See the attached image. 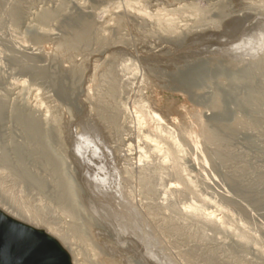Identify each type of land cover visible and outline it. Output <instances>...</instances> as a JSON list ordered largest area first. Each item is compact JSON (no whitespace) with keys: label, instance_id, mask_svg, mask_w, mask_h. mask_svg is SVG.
Returning a JSON list of instances; mask_svg holds the SVG:
<instances>
[{"label":"rangeland","instance_id":"374dc122","mask_svg":"<svg viewBox=\"0 0 264 264\" xmlns=\"http://www.w3.org/2000/svg\"><path fill=\"white\" fill-rule=\"evenodd\" d=\"M233 19L238 24L224 33ZM83 24L88 29L80 40L63 45ZM48 31L51 36L41 35ZM8 40L27 49L9 47ZM30 57L37 67L19 69L14 61ZM258 59H264V0H0V152L13 164L0 162V207L49 230L74 248L80 264H264V70L255 68ZM255 92L263 95L259 108L250 103ZM217 94L220 110L211 106ZM37 103L58 113L65 127L62 141L52 134L47 140L65 160L58 174L16 116ZM82 124L104 128L113 144L120 171L109 169L119 177L107 187L114 193L118 181L125 187L155 235L159 262L147 263L143 247L124 240L101 212L69 147ZM161 134L179 143L180 177L165 158ZM16 146L43 187L16 172ZM59 177L74 185V205L58 196ZM214 211L225 212L222 225L205 220Z\"/></svg>","mask_w":264,"mask_h":264},{"label":"bare ground","instance_id":"6f19581e","mask_svg":"<svg viewBox=\"0 0 264 264\" xmlns=\"http://www.w3.org/2000/svg\"><path fill=\"white\" fill-rule=\"evenodd\" d=\"M13 7H14V9H16L15 5H13ZM14 9H13V11H14ZM238 22L239 21L237 19L231 20V22L228 24V26L226 25L224 27L223 32L225 33L227 30H229L230 27H233L235 24H238ZM80 26H81L80 29H77V33L74 34L73 38L70 40L69 39L65 40L63 42V45L68 46V45H70V42L75 44V42H78L80 40L82 35L88 29L87 25H85V24L80 25ZM41 35L42 36H44V35L51 36L50 31L45 32L44 34L42 32ZM40 41H41V38H40V36H38L36 42L38 43ZM26 42H28V41H26ZM6 43L9 47H15L16 49H18L19 51H22V52H24L25 49H27V45H28L27 44L26 46H24L23 43H21L20 45H15L13 42H10V41L6 42ZM30 58L28 59L27 63L24 62L25 58H22L21 60H14V61L17 62L16 65H18L19 69H26V64H32L33 66L37 67V65L35 64V62H37L36 58L35 57L31 58V59ZM38 68H39V74L40 75L44 74L47 70L45 67H38ZM255 68L258 70H264V59L256 62ZM63 74H66V73H63ZM68 76L69 75H67V77ZM111 85H112V83H111ZM24 86L25 85L23 83L21 85V87L24 88ZM52 87H54L62 97L68 98L70 96V93H69L70 91L67 90L65 87H59V85H53ZM51 90L53 93L54 90L50 89V91ZM21 91H22V89H21ZM39 92L42 94L41 91H39ZM39 92L37 95H39ZM36 93H35V95H36ZM20 94H22V93H20ZM22 95L25 96V94H22ZM43 95H45V97H46V94H44V91H43ZM51 96L53 97V94ZM23 99H24V97H23ZM39 99H42V98L39 97ZM46 101H47V99H46ZM250 101H251L250 102L251 106L259 108L263 103V95L260 92H257V93L255 92V94L252 95V99ZM45 104H48V101ZM49 104H50V102H49ZM211 106L214 109H218V110L221 109L222 104H221V100H220V97L218 94L214 98L211 99ZM3 108H4V104L0 100V119L3 116ZM24 110H25V112H23L21 110H19L17 112V115H16L17 118L20 121H24L25 128H27L28 135L36 141L38 153H40L43 156V158H45L44 160L47 161L49 167L52 168V171H55V173L58 174L60 168L62 169L64 167L63 163L65 162V160L61 155H56L55 152L52 149H50V147L47 144V140L51 134L54 135L55 137L59 138V140H61L62 136L64 135L63 130L65 129L64 125L61 124V121H62L61 118L58 116V113L55 112L56 114H54L53 113L54 111L51 110V108H49L47 106L44 108L42 104L39 105L38 103L29 106L28 111L25 108H24ZM56 110H57V108H56ZM152 115H154V114H152ZM153 117L155 119L159 120L158 115H157L158 118L156 117V115H154ZM152 121H150V122H152ZM139 123H138V125H139ZM82 125L83 126L81 128L77 129L74 136H72V133H71L72 142H71V144H69V147L71 145V148H70L71 153L72 154L74 153V155H76L77 158L83 164V165H81L83 167L82 171L86 174V178H88L90 183H92V185H93V193L95 194V197L99 200L98 202H99V207H101L100 208L101 212H103L106 216L111 217L114 220V222L117 223V227L119 228V231L121 232L122 238L124 240L133 243L135 246H139V247L142 246L143 247V249H144L143 256L147 260V263L159 262L161 260L160 255H162V254L158 252V251H160L159 249L157 251L153 247V246H155L154 242H153L155 235H153L150 230H147L149 228V225L146 223L145 218H143L140 211L136 208V204L128 201L129 198H128L125 187L122 186L120 181H118V183H119L118 193H114L110 188L107 187V185L109 184V180L112 176L115 179H117L119 177V175H117L116 173L110 174V171H109L110 168L115 169L116 166L119 168L117 158L115 157V154H114L113 144H110L109 140L105 136L106 134H105V131L103 130L104 128L102 129V127L100 128L99 126H97L99 128L96 127V129H95V128H89L88 126H84V124H82ZM89 125H91V124H89ZM62 126L64 127L63 129H62ZM156 126H158V124H156ZM154 129L156 130V128H154ZM157 130H158V127H157ZM69 131H70V129H69ZM160 133H161V131H160ZM163 137L166 140L165 142L167 143L168 148H167V151L163 150V152L165 151L167 155L165 156V153H164L162 159H164V156H165V158L166 157L169 158L170 162L169 161H167V162H169L173 165L175 175L177 177L179 175V177H180V175H181L180 170H179V161H180L179 153L180 152H179V146L177 145L178 142L176 143L175 140H173V138L171 136L164 134ZM219 138H220V136H218V139ZM148 139H145V140H148ZM218 139L215 137L214 139H212V141H217ZM61 143H62V145L65 144V142H61ZM38 147L40 150L38 149ZM150 147H152V146H150ZM155 147L158 149L159 146L155 145ZM161 147H163V146H161ZM0 148H1V146H0ZM1 150H2V152H0V162L2 164L6 165L9 169H11L13 164L11 162L10 157H8L7 151L5 149H1ZM14 151L19 154L18 161H17L18 162V165H17L18 171H16V172H18V174H20V175H24V177L26 179L32 181L38 187H43V184L39 181V179H35L29 173H27L28 170L25 168V166L23 164V157H22L20 147H17V146L14 147ZM163 152H162V154H163ZM69 157H70V155H69ZM165 161H166V159H165ZM166 165H168V164H166ZM169 167H171V166L169 165ZM167 168H168V166H167ZM119 171H120V168H119ZM162 171H164V170H162ZM58 184H59V187L61 189V191H60L61 194H59L58 196L62 199V201L64 203L67 202V203H70L71 205H74L76 202V196H75V188H74V185L72 184V182L65 177H61V178L59 177L58 178ZM164 191H165V189H164ZM172 191H174V190H172ZM227 194H228V192H227ZM0 196H2V195H0ZM113 198H116V200H114ZM0 209L2 211H4L5 213H7V211L5 209H3L2 207H0ZM215 211L209 212V213H204L203 216H204L205 220L211 221V223H213L215 225H219V224L222 225L223 220H224V215H226V214L224 211L223 212L221 211L220 214L215 213ZM185 212H186V210H185ZM189 212H192V211H189ZM195 214H196V212H195ZM8 215H10L11 217H13V218H15L21 222L29 224L26 221H23L21 219L16 218L12 214H8ZM31 226L38 228V229H41L40 227H37L34 225H31ZM48 231H46V232L49 235L53 236L52 233L50 231L49 232ZM53 237L56 238L63 245V247L69 252V254L71 255V258H72V263L73 264H80L79 259L77 258V256H75V254L73 252L74 248L72 249L69 246H68V248H66L65 244L63 243V241L61 239H59L58 237H55V236H53Z\"/></svg>","mask_w":264,"mask_h":264},{"label":"water","instance_id":"95a60500","mask_svg":"<svg viewBox=\"0 0 264 264\" xmlns=\"http://www.w3.org/2000/svg\"><path fill=\"white\" fill-rule=\"evenodd\" d=\"M0 264H73L69 252L44 229L0 209Z\"/></svg>","mask_w":264,"mask_h":264}]
</instances>
